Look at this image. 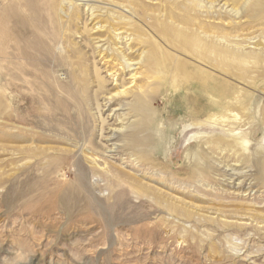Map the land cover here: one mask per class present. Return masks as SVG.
Segmentation results:
<instances>
[{
  "label": "rangeland",
  "instance_id": "1",
  "mask_svg": "<svg viewBox=\"0 0 264 264\" xmlns=\"http://www.w3.org/2000/svg\"><path fill=\"white\" fill-rule=\"evenodd\" d=\"M0 264H264V0H0Z\"/></svg>",
  "mask_w": 264,
  "mask_h": 264
},
{
  "label": "bare ground",
  "instance_id": "2",
  "mask_svg": "<svg viewBox=\"0 0 264 264\" xmlns=\"http://www.w3.org/2000/svg\"><path fill=\"white\" fill-rule=\"evenodd\" d=\"M181 35V34H180ZM178 35V36H180ZM179 40V43L182 45L181 48L182 50H184L185 52H187V54L189 55H193L195 58H197L196 61H198V63L201 61V62H205V59L206 58V55H204L205 51H206V47L208 46L207 44L208 43H205L203 41V48L201 50H197L196 49V41L197 43L199 42V35H197L196 33H188L187 36L185 35V38L181 37V38H178ZM212 49H214V51H216L219 55H222V57L226 56L227 54L230 55L231 53L228 52L227 50L225 49H222V48H219L215 45L212 44V46L210 47ZM209 50V47H207V51ZM233 52V51H232ZM235 53V52H234ZM225 58V57H224ZM224 58H221L222 60H224ZM131 77V76H130ZM197 79H199V82L200 85H199V88L200 90H204L205 88L207 89L208 85H204L203 83L206 82L205 79L203 78V75L202 73L199 72V74H197ZM106 139H111V137H107ZM108 150V149H107ZM96 160V159H95ZM93 162V161H92ZM232 178V177H231Z\"/></svg>",
  "mask_w": 264,
  "mask_h": 264
}]
</instances>
